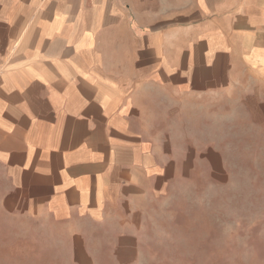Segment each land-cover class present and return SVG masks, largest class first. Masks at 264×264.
<instances>
[{"label":"crops","instance_id":"0c3cea01","mask_svg":"<svg viewBox=\"0 0 264 264\" xmlns=\"http://www.w3.org/2000/svg\"><path fill=\"white\" fill-rule=\"evenodd\" d=\"M12 4L0 264H203L223 149L264 138V0Z\"/></svg>","mask_w":264,"mask_h":264},{"label":"rangeland","instance_id":"374dc122","mask_svg":"<svg viewBox=\"0 0 264 264\" xmlns=\"http://www.w3.org/2000/svg\"><path fill=\"white\" fill-rule=\"evenodd\" d=\"M13 2L0 0V12L12 11ZM242 142H230L223 149L222 169L227 176L213 184L221 192L213 207L219 205L223 211V241L214 242L209 252L207 248L203 264H264V138L255 147ZM191 255L194 258L170 263L194 264L196 254Z\"/></svg>","mask_w":264,"mask_h":264}]
</instances>
